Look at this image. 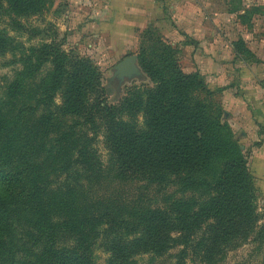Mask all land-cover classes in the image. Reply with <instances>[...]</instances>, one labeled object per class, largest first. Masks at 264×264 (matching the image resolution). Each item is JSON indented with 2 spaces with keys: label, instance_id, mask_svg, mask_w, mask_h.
Returning a JSON list of instances; mask_svg holds the SVG:
<instances>
[{
  "label": "trees",
  "instance_id": "trees-1",
  "mask_svg": "<svg viewBox=\"0 0 264 264\" xmlns=\"http://www.w3.org/2000/svg\"><path fill=\"white\" fill-rule=\"evenodd\" d=\"M51 4L0 0V9L13 30L37 38L42 32L31 34L21 19ZM236 47L250 57L242 41ZM15 52L19 44L0 29V56ZM39 55L49 58L53 73L34 104L18 86L0 99V264H97L94 245L110 254L108 264H133L136 253L164 255L170 232L185 242L176 264H213L215 254L246 241L259 218L248 159L217 91L186 74L176 50L168 47L157 62L140 57L154 86L130 90L116 105L107 103L111 92L88 59L52 45ZM57 95L64 102L59 111L74 117L64 133L50 111ZM100 131L120 175L159 181L180 175L185 186L207 189L208 202L195 213L154 209L119 221L108 209H89L79 187L84 174L102 170L93 148ZM217 160L213 181L196 182L190 170Z\"/></svg>",
  "mask_w": 264,
  "mask_h": 264
},
{
  "label": "rangeland",
  "instance_id": "rangeland-1",
  "mask_svg": "<svg viewBox=\"0 0 264 264\" xmlns=\"http://www.w3.org/2000/svg\"><path fill=\"white\" fill-rule=\"evenodd\" d=\"M163 1L167 2V0ZM192 1L193 5L200 9L202 6H210L215 10L217 8L218 11L220 9L226 11L229 5L246 6L250 10L255 4L264 6V0ZM51 2L52 4L43 14L21 19L31 34L42 32L37 38L13 30L10 17L0 9V29L7 36L14 38L21 49V52L0 56V99L4 98L7 90L18 86L25 93L27 92L26 101L30 105L34 104L33 98L38 95L42 85L49 82L53 73L49 58L39 55V50L49 45L88 59L97 70L101 85L111 92L106 95L107 103L110 105L118 104L130 90L154 86V82L140 64V57L151 60L155 58L157 62L160 54L171 47L177 51L179 60L181 57L180 66H185L184 53L180 55L181 44L184 43L183 31L178 29L173 20L174 14L167 7L157 14L155 20H152L146 29L143 31L136 29L133 34L132 29L121 28L120 21L112 20L110 14L107 16L105 11H95L91 4L92 0H51ZM201 13L203 17L208 14L204 11ZM197 14H200L199 10ZM248 14L252 16V11ZM147 30L149 34H143ZM180 36L182 42L179 40ZM128 57L137 58L135 64L137 73L133 77L122 76L118 70V66ZM12 61L16 62L10 64ZM218 91L217 98L222 104L223 93ZM54 103L55 107L50 111L58 113L57 122L54 124L55 130L64 133L67 126L73 124L74 117L69 113L63 115L59 111L64 105L60 95L55 97ZM139 122H143L141 116ZM84 130L85 128L82 127L76 132V139L79 140L83 136ZM234 135L248 159V170L255 187L256 214L259 218L243 244L220 251L214 255L212 262L213 264H264V167H249L250 152L245 151L235 132ZM93 148L99 155L103 165L102 170L80 175L82 186L79 187L81 200L84 201V205L90 207L89 209L93 207V211L108 209L111 211V218L119 221L124 218H134L143 211L154 209L186 210L195 213L201 211L208 202L207 189L198 185L185 186L180 175H166L161 181L145 176L129 178L120 175L119 167L112 161V154L102 131L99 132ZM65 150L68 154L67 149ZM204 167L206 168L196 167L189 170L196 182L209 184L217 175L221 165L217 160L216 163L211 162ZM86 206L81 207L86 208ZM168 237L170 240L166 243L168 249L164 255L136 253L133 264H176L185 249V242L178 232H170ZM92 250L97 264H108L109 253L97 248L96 245Z\"/></svg>",
  "mask_w": 264,
  "mask_h": 264
},
{
  "label": "crops",
  "instance_id": "crops-1",
  "mask_svg": "<svg viewBox=\"0 0 264 264\" xmlns=\"http://www.w3.org/2000/svg\"><path fill=\"white\" fill-rule=\"evenodd\" d=\"M91 4L133 34L146 29L166 7L170 9L183 31V71L200 75L211 91H222L225 116L250 152L249 167H264V6L255 4L250 10L229 5L218 11L210 6L201 10L192 0H92ZM202 11L208 13L206 17ZM240 41L250 57L238 51Z\"/></svg>",
  "mask_w": 264,
  "mask_h": 264
},
{
  "label": "water",
  "instance_id": "water-1",
  "mask_svg": "<svg viewBox=\"0 0 264 264\" xmlns=\"http://www.w3.org/2000/svg\"><path fill=\"white\" fill-rule=\"evenodd\" d=\"M136 57L126 58L119 66L118 70L122 76L133 77L136 75L137 71L135 68Z\"/></svg>",
  "mask_w": 264,
  "mask_h": 264
}]
</instances>
